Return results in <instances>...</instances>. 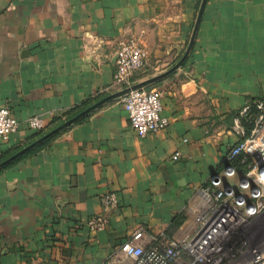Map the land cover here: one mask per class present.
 I'll use <instances>...</instances> for the list:
<instances>
[{"label": "crops", "instance_id": "1", "mask_svg": "<svg viewBox=\"0 0 264 264\" xmlns=\"http://www.w3.org/2000/svg\"><path fill=\"white\" fill-rule=\"evenodd\" d=\"M0 0V107L19 130L0 158L87 101L101 102L46 147L0 169V264H105L139 229L149 244L196 229L200 191L239 189L247 167L230 161L241 111L264 99V0ZM148 51L131 79L162 93L170 126L140 138L115 83L119 41ZM120 94L119 96H116ZM95 105V104H94ZM180 157L173 160L175 153ZM242 164V163H241ZM114 192L108 228L91 231Z\"/></svg>", "mask_w": 264, "mask_h": 264}, {"label": "built area", "instance_id": "2", "mask_svg": "<svg viewBox=\"0 0 264 264\" xmlns=\"http://www.w3.org/2000/svg\"><path fill=\"white\" fill-rule=\"evenodd\" d=\"M148 51L139 38H123L119 41L115 62V83L126 87L124 107L130 124L140 138L164 131L170 120L162 115V93L141 86L133 88L131 79L145 70ZM258 111L254 128L249 136L242 119L238 118L234 132L241 138L230 152V161L241 158L247 167L238 190L233 188L215 190L212 187L200 191L201 206L188 210L194 215L196 229L192 235L169 239L162 233L148 244L144 229L134 232L116 247L105 264H226L235 254H249L245 264H264V251L252 248L247 228L264 216V99L247 105L241 116L252 107ZM30 130L41 132L45 124L40 117L28 121ZM19 130V122L9 107H0V147L10 141ZM180 153L173 156L177 160ZM102 213L91 217L87 226L91 231L101 232L108 228L109 214L119 207L114 192L102 197Z\"/></svg>", "mask_w": 264, "mask_h": 264}, {"label": "water", "instance_id": "3", "mask_svg": "<svg viewBox=\"0 0 264 264\" xmlns=\"http://www.w3.org/2000/svg\"><path fill=\"white\" fill-rule=\"evenodd\" d=\"M207 0H202L199 12H198V16H197V21L195 24V28L192 34V37L190 39L188 48L186 50L185 55L183 56V58L180 60V62L174 66L170 71L166 72L165 74L158 76L152 80H150V82L156 81L160 78H163L167 75H169L170 73H172L173 71H175L176 69H178L183 63L184 61L187 59L188 55L190 54L194 43H195V39L197 36V32L199 29V25L203 16V12L206 6ZM144 84L141 85H137L134 86L133 88H138L143 86ZM128 91V89H126L123 93H126ZM120 94H117L116 96H119ZM105 100L98 102L97 104L93 105L92 107H90L89 109L85 110L84 112H82L81 114H79L77 117H75L72 120H69L67 122H65L64 124H62L61 126L51 130L50 132H48L47 134H45L44 136H42L41 138H39L38 140L34 141L33 143L27 145L26 147H24L23 149H21L20 151L16 152L14 155L10 156L9 158H7L5 161H3L2 163H0V169L5 167L6 165L10 164L11 162L15 161L16 159L20 158L21 156L25 155L27 152H29L30 150H32L33 148H35L38 144H40L41 142L53 137L54 135H56L57 133H59L60 131H62L64 128L70 126L71 124H73L74 121L80 119L81 117H83L84 115L88 114L89 112H91L92 110H94L95 108H97L98 106H100ZM243 179V176H242Z\"/></svg>", "mask_w": 264, "mask_h": 264}, {"label": "trees", "instance_id": "4", "mask_svg": "<svg viewBox=\"0 0 264 264\" xmlns=\"http://www.w3.org/2000/svg\"><path fill=\"white\" fill-rule=\"evenodd\" d=\"M97 101H87L85 102L82 106L77 107L73 110H71L70 112H68L65 116V118L63 119H58L55 120V122H53V124L51 125V127L47 130H43L41 132H38V135L28 144H26L25 146L15 150V152H13L10 156L14 155L16 152L20 151L21 149H23L24 147H26L27 145L33 143L34 141L38 140L39 138H41L42 136H44L45 134H47L48 132H50L51 130L61 126L62 124H64L65 122L74 119L75 117H77L79 114H81L82 112H84L85 110L89 109L90 107H92L94 104H96ZM258 115V111L257 109L253 106L252 109L250 110V112L244 116L243 118V125L245 127L246 130V136H249L254 128L255 125V119ZM86 115H84L83 117H81L80 119L76 120L73 122V124L79 122L81 119L85 118ZM59 133H57L56 135H54L53 137L41 142L40 144H38L35 148H33L32 150H30L29 152H27L25 155L21 156L20 158L16 159L15 161L22 159L26 156L32 155L34 153H36L37 151L41 150L42 148L46 147L55 137L58 136ZM10 156H5L3 158H0V163H2L3 161H5L7 158H9ZM237 161V163H239L242 168L246 167L244 164H241V158L235 160ZM14 162V161H13ZM9 165V164H8ZM6 165V166H8ZM5 166V167H6ZM4 168V167H3Z\"/></svg>", "mask_w": 264, "mask_h": 264}, {"label": "rangeland", "instance_id": "5", "mask_svg": "<svg viewBox=\"0 0 264 264\" xmlns=\"http://www.w3.org/2000/svg\"><path fill=\"white\" fill-rule=\"evenodd\" d=\"M248 239L252 248L264 251V216L257 218L248 228ZM249 254L238 256L233 254L226 264H245Z\"/></svg>", "mask_w": 264, "mask_h": 264}]
</instances>
